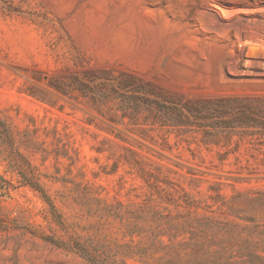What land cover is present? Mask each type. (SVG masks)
<instances>
[{"label":"rangeland","instance_id":"374dc122","mask_svg":"<svg viewBox=\"0 0 264 264\" xmlns=\"http://www.w3.org/2000/svg\"><path fill=\"white\" fill-rule=\"evenodd\" d=\"M0 120V264H264V0H0Z\"/></svg>","mask_w":264,"mask_h":264},{"label":"trees","instance_id":"16d2710c","mask_svg":"<svg viewBox=\"0 0 264 264\" xmlns=\"http://www.w3.org/2000/svg\"><path fill=\"white\" fill-rule=\"evenodd\" d=\"M0 127L3 128V131H4V132L7 134V136L10 138L11 136H10V133H9V128H8V126L6 125V123H4L3 121L0 120ZM3 182H4V181H3L2 177L0 176V189H2L1 184H2ZM38 190L41 191L43 194H45L44 191H43V189H38ZM44 196H46V195H44Z\"/></svg>","mask_w":264,"mask_h":264},{"label":"bare ground","instance_id":"6f19581e","mask_svg":"<svg viewBox=\"0 0 264 264\" xmlns=\"http://www.w3.org/2000/svg\"><path fill=\"white\" fill-rule=\"evenodd\" d=\"M257 57V56H256ZM259 62V61H258Z\"/></svg>","mask_w":264,"mask_h":264}]
</instances>
